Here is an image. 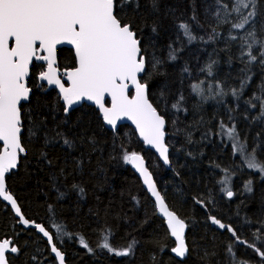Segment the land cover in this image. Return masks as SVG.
Listing matches in <instances>:
<instances>
[{
  "label": "trees",
  "instance_id": "1",
  "mask_svg": "<svg viewBox=\"0 0 264 264\" xmlns=\"http://www.w3.org/2000/svg\"><path fill=\"white\" fill-rule=\"evenodd\" d=\"M223 2L231 7V0ZM140 4L139 9L125 6L122 15L141 41L150 74L142 78L149 85V100L167 121L171 169L144 148L130 126L116 133L106 129L94 107L83 105L65 115L58 93L46 91L36 80V73L45 69L34 62L29 80L33 94L22 107L25 152L18 169L7 177V189L27 219L52 233L67 264H264L248 246L264 251V239H256L257 234L264 237V174L249 169L234 141L221 132L222 123L234 125L241 142L249 150L255 148L264 161V64L259 59L249 64L244 44L253 27L257 38L264 39V0H258V15L244 29L232 27L239 17H225L217 0H159L155 11L147 0ZM181 23L191 26L195 40L183 35ZM252 52L259 56L258 46ZM171 54L177 58L170 59ZM156 61L160 63L154 70ZM58 63L61 70L71 69L73 51L58 50ZM193 84H199L202 93L194 92ZM232 89L239 95L233 96ZM181 95L177 111L172 104ZM64 138L72 141L71 147ZM133 151L145 158L165 202L187 224L185 259L171 251L175 243L164 221L123 159L125 152ZM249 181L251 192L246 188ZM225 188L234 193L231 198ZM212 216L231 225L247 243L212 223ZM53 224L68 235L58 234ZM105 236L114 251L99 246ZM81 237L92 251L81 244ZM0 238H11L20 248L18 255H9L10 264H56L42 237L23 229L1 201ZM133 241L129 255L116 254Z\"/></svg>",
  "mask_w": 264,
  "mask_h": 264
},
{
  "label": "snow or ice",
  "instance_id": "2",
  "mask_svg": "<svg viewBox=\"0 0 264 264\" xmlns=\"http://www.w3.org/2000/svg\"><path fill=\"white\" fill-rule=\"evenodd\" d=\"M257 3L258 0H231L229 7V4L224 3L223 0H217L219 9L223 10L225 17L233 13L239 17V22L232 25L235 29H244L246 25L255 21L258 15ZM147 4L155 11L158 10L159 0H147ZM128 5L133 9H139L141 6L140 0H0V142H2L0 198L11 204L20 217L19 223L34 225L47 238L50 250L55 254L59 264H65V258L63 252L53 242L52 233L44 226L26 219L15 198L6 188V174L17 168L19 157L25 152L21 143L22 102L30 100L32 88L29 87L28 80L32 75L34 62H38V66L45 69L36 73V80L59 89L66 115L75 110L74 106L91 101L98 107L103 121L113 128L116 127L118 120L123 118L131 120L144 142L154 147L166 164L170 162L168 146L165 144L167 121L149 100L148 82L141 78L142 74L150 75L146 73V60L142 54L141 41L137 37L133 23L122 15L125 13V6ZM219 9L215 13L217 18L221 16ZM192 19L195 20L196 17ZM220 22L225 21L220 20ZM179 27L188 40L197 38L188 23H181ZM231 38L236 39L235 36ZM62 44L74 47L75 63L71 69H65L62 73L67 77L69 86H65L61 80L57 63V46ZM244 44L248 48V63L251 64L259 59V62L264 64V39L257 38L255 27L247 32ZM254 46H258L259 56L253 54ZM176 58L175 54L170 55V59ZM159 63L160 61H156L152 68L155 70ZM211 68L212 66L208 65L209 73ZM184 71H187V68ZM37 86L41 85L37 84ZM243 86L242 84L241 90ZM192 89L194 92L202 93L199 84H193ZM231 92L233 96L239 95L236 89H232ZM106 97L110 98V106L106 105ZM183 99L181 95L178 101L172 104V108L181 110L180 102ZM261 109V116H264V100L261 101ZM221 132L234 141V148L243 155L249 169L264 173V161L257 158L255 148L249 150L246 142H241L234 125L227 126L222 123ZM63 143L72 146V141L68 138H64ZM123 159L142 174L144 183L155 197L159 211L167 218L170 235L175 238V247L171 251L178 257H185L189 251L185 241V221L168 209L152 180L151 173L145 166L143 156L134 151L125 152ZM246 188L247 191H252L251 181ZM80 191L83 192V189ZM224 191L229 198L234 195L228 188ZM210 219L219 228H227L240 243H247L240 241L231 225H225L215 216ZM52 227L58 234L68 235L63 233L60 225L53 224ZM256 239H264V237L257 234ZM80 242L92 251L82 237ZM135 243L133 241L126 249L117 251L116 254L129 255ZM99 246L114 251L107 236ZM248 246L264 258V251L254 244ZM228 252L232 253L231 246ZM19 253L20 248L13 239L0 238V264H10L9 255ZM239 264H247V262L240 261Z\"/></svg>",
  "mask_w": 264,
  "mask_h": 264
},
{
  "label": "water",
  "instance_id": "3",
  "mask_svg": "<svg viewBox=\"0 0 264 264\" xmlns=\"http://www.w3.org/2000/svg\"><path fill=\"white\" fill-rule=\"evenodd\" d=\"M61 48H67V49H70V50H72L73 52H74V47L73 46H71V45H68V44H62V45H58L57 46V63H58V50L59 49H61ZM143 54V53H142ZM58 65H59V63H58ZM64 72V70H60V73H61V76H60V78H61V80L65 83V86H69V82H68V80H67V77L66 76H63L62 75V73ZM143 76H144V74H142V76H141V78H143ZM30 78V77H29ZM40 82V81H39ZM41 84H43L44 86H46V88H47V91H49V90H55L57 93H58V96L60 97V94H59V89L56 87V86H54V85H52V86H49V85H47V83L46 82H40ZM32 94H33V91H32V93H31V95H30V99H31V96H32ZM130 94H132V90L130 89ZM30 101V100H29ZM29 101L28 102H22V104L23 105H25V104H28L29 103ZM62 101V100H61ZM105 102H106V105H108V106H110V98L109 97H106L105 98ZM62 103H63V101H62ZM83 105H88V106H92V107H94L96 110H98V112H99V114H100V116H101V118H102V114L100 113V111H99V109H98V107L93 103V102H91V101H85V102H82V105H80V106H74L75 107V110L77 109V108H79V107H81V106H83ZM72 111H70L67 115H69L70 113H71ZM66 115V114H65ZM102 121H103V118H102ZM103 124H104V126H105V128L106 129H108V130H110V131H112V132H114V133H116V132H118V130H119V128L121 127V126H124V125H127V126H130L134 131H135V133H136V135H137V137H138V139H139V141L143 144V146H144V148L146 149V150H149V151H152L154 154H155V156L159 159V161L168 169V170H170L171 169V165H170V162L169 163H165L164 162V160H163V158L159 155V152L154 148V147H152L151 145H148V144H146L145 142H144V140H143V138L140 136V134H139V130L136 128V125L131 121V120H129V119H127V118H123V119H121V120H118L117 121V124H116V127L115 128H113L111 125H108L106 122H104L103 121ZM165 128H166V125H165ZM22 133H23V128H22V132H21V136H22ZM166 133V132H165ZM21 143H22V140H21ZM165 144L167 145V136L165 135ZM0 146H1V148H2V142H0ZM23 155V153L20 155V157ZM141 155V154H140ZM142 156V155H141ZM168 156H170V150H169V147H168ZM20 157H19V160H18V165H17V168L16 169H14V170H12L10 173H8V174H6V188H7V177L9 176V175H11L13 172H15L17 169H18V166H19V163H20ZM144 158V157H143ZM144 161H145V166L148 168V164H147V161L145 160V158H144ZM130 166H131V168H132V170L135 172V174L137 175V177L139 178V180L141 181V183H142V185H143V188L145 189V191L148 193V195L150 196V198H151V200L153 201V204H154V206H155V209H156V213H157V216L161 219V220H163L164 221V223H165V226H166V228H167V230H168V232H169V235H170V229L168 228V226H167V218L159 211V207L157 206V204H156V201H155V197L154 196H152V194H151V192L148 190V187H147V185L144 183V177L142 176V174L132 165V164H130ZM148 170H149V172L151 173V171H150V169L148 168ZM151 176H152V180H153V182L155 183V185H156V187H157V190L159 191V188H158V186H157V183H156V181H155V178H154V176H153V174L151 173ZM8 190V189H7ZM9 191V190H8ZM10 192V191H9ZM160 192V191H159ZM11 193V192H10ZM12 194V196L15 198V196H14V194L13 193H11ZM161 194V193H160ZM162 195V194H161ZM15 200H16V198H15ZM0 201L1 202H3L4 204H6L10 209H11V211H12V213L14 214V216H15V218L16 219H18V221L20 220V217L15 213V210L12 208V206H11V204L9 203V202H7V201H4L2 198H0ZM165 201V200H164ZM16 202H17V200H16ZM166 203V202H165ZM17 204H18V202H17ZM167 204V203H166ZM18 206H19V204H18ZM168 206V205H167ZM20 207V206H19ZM21 209V208H20ZM168 209L170 210V211H172L170 208H169V206H168ZM21 212H22V210H21ZM23 214V213H22ZM23 216H24V214H23ZM178 216V215H177ZM25 217V216H24ZM179 217V216H178ZM26 218V217H25ZM27 219V218H26ZM29 220V219H28ZM29 221H33V220H29ZM36 224H40V225H42V226H44L43 224H41V223H37L36 221H34ZM186 224V223H185ZM19 225L23 228V229H25V230H35V232L38 234V235H40L41 237H42V239L47 243V246H48V248H49V252H50V255L54 258V260L56 261V264H59V261L55 258V254L54 253H52L51 252V250H50V245H49V243H48V241H47V238L46 237H44L43 236V234L42 233H40L39 232V230L38 229H36L35 227H34V225H23V224H21V223H19ZM45 227V226H44ZM45 229L46 230H48L46 227H45ZM187 229H188V227H187V224H186V228H185V241H186V235H187ZM49 231V230H48ZM51 233V232H50ZM170 237H171V239L174 241V243H175V238L174 237H172L171 235H170ZM53 242H55L54 241V238H53ZM187 244V243H186ZM58 247V246H57ZM60 249V248H59ZM61 250V249H60ZM62 251V250H61ZM63 252V251H62ZM188 253H189V251H188ZM188 253L186 254V256L185 257H183V258H181V257H178L175 253V256L178 258V259H180V260H182V259H185L186 257H187V255H188ZM63 254H64V258H65V264H67V262H66V259H67V256H66V254L63 252Z\"/></svg>",
  "mask_w": 264,
  "mask_h": 264
},
{
  "label": "flooded vegetation",
  "instance_id": "4",
  "mask_svg": "<svg viewBox=\"0 0 264 264\" xmlns=\"http://www.w3.org/2000/svg\"><path fill=\"white\" fill-rule=\"evenodd\" d=\"M61 49H63V48H61ZM61 49H59V50H61ZM65 49V48H64ZM67 49V48H66ZM74 53V52H73ZM60 69V68H59ZM61 70V69H60ZM31 72H32V69H31ZM30 78H31V76H30ZM30 78H29V80H30ZM29 80H28V85H29ZM39 82V81H38ZM40 83V82H39ZM41 84V83H40ZM43 85V84H42ZM44 86V85H43ZM30 87V86H29ZM46 87V86H45ZM47 89V88H46ZM33 91V90H32ZM47 91V90H46ZM49 91H51V90H49ZM64 105V104H63Z\"/></svg>",
  "mask_w": 264,
  "mask_h": 264
},
{
  "label": "bare ground",
  "instance_id": "5",
  "mask_svg": "<svg viewBox=\"0 0 264 264\" xmlns=\"http://www.w3.org/2000/svg\"><path fill=\"white\" fill-rule=\"evenodd\" d=\"M144 77V76H143ZM42 85V84H41ZM47 90V89H46Z\"/></svg>",
  "mask_w": 264,
  "mask_h": 264
},
{
  "label": "rangeland",
  "instance_id": "6",
  "mask_svg": "<svg viewBox=\"0 0 264 264\" xmlns=\"http://www.w3.org/2000/svg\"><path fill=\"white\" fill-rule=\"evenodd\" d=\"M264 174V173H263Z\"/></svg>",
  "mask_w": 264,
  "mask_h": 264
}]
</instances>
